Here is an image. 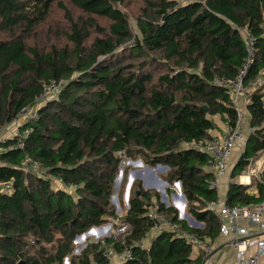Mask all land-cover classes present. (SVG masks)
<instances>
[{
	"label": "trees",
	"instance_id": "obj_1",
	"mask_svg": "<svg viewBox=\"0 0 264 264\" xmlns=\"http://www.w3.org/2000/svg\"><path fill=\"white\" fill-rule=\"evenodd\" d=\"M68 1L78 17L63 0H0V131L17 120L19 132L0 142L13 145L0 152V182L12 185L10 193L0 192V264H109L99 241L73 255V240L117 220L129 233L123 241L104 240L130 252L118 264H202L203 251L193 256L178 234L155 230L160 219L150 213L203 241L219 236L208 209L218 199L210 159L194 145L218 130L215 119L231 128L237 122L229 95L211 82L236 77L245 58L239 29L256 40L245 84L264 71V0H142L133 23L121 8L126 0ZM54 4L65 20L47 27L56 41L46 48L29 43ZM51 83L60 84L57 93L43 97ZM246 102L250 131L227 180L229 205L264 201V169L255 193L238 181L264 152V87L251 89ZM25 110L32 115L22 119ZM124 157L167 166L164 181L179 183L186 212L201 227L179 219L138 180L120 219L110 199ZM32 163L43 176L23 168Z\"/></svg>",
	"mask_w": 264,
	"mask_h": 264
},
{
	"label": "built area",
	"instance_id": "obj_2",
	"mask_svg": "<svg viewBox=\"0 0 264 264\" xmlns=\"http://www.w3.org/2000/svg\"><path fill=\"white\" fill-rule=\"evenodd\" d=\"M239 34L243 42L245 58L236 77L232 80L215 77L211 82L213 85L224 88L226 93L229 95L237 114V122L233 128L229 127L226 122H221V128L210 131V138L208 140L194 146L208 155L210 159L208 169L212 172L214 177L211 181V186L215 189L218 199L209 203L208 209L209 211L214 212L217 216L219 235L231 238L230 244L234 249V259L231 264H264V201L259 204L246 206L229 205L225 202V197L222 196L223 185L227 183L235 150H237L241 145H245L246 142L245 133L241 130L239 123L240 118L244 114L243 111L246 109L247 94L254 87L264 86V71L261 72V74L253 82L249 81L245 84V79L255 62L256 40L255 37H253L245 28L239 29ZM262 38L264 42V32L262 33ZM59 87V83H51L44 86L43 97L55 95ZM30 115H32L31 110H25L20 114V117L26 119ZM16 121L17 120H14L13 122ZM11 123L12 122L6 124L1 129V143L7 140V137L2 135ZM18 133L19 132L16 128L12 137L18 135ZM12 146L13 145L9 144L5 147H0V152L3 150H9ZM262 159L263 158L259 159L257 168L254 169L250 175L248 174L247 179L249 176H256L258 170L261 172L264 169V162H262ZM23 168L33 174L39 176L44 175L43 171L34 163L30 166L25 165ZM239 177L242 176L240 175ZM52 182L56 187H63L61 179H54ZM175 184L178 183L176 182ZM177 188L180 195L179 198L182 199L183 194L180 190V185H178ZM11 189L12 185L10 181L0 182L1 193H10ZM126 198L128 199V193ZM164 203L166 206H169L167 201ZM175 209L178 210L177 208ZM183 211L185 213V202H183ZM150 217H157L160 219L159 223L155 227V230L162 231L163 229H168L171 232L178 234L180 237L189 242L194 252L202 250L205 255H207L212 251V246L209 241L199 239L197 236L184 229L179 223H170L163 220L159 217V215L155 214L154 210L151 211ZM178 218L181 219L180 213L178 214ZM112 222L115 224L112 225L114 230L111 232L108 230V226H111L110 223L99 227H91L90 229H94L95 231L90 233L89 229L85 233L89 232L88 235H96L94 241L100 242V246L103 249L102 255L109 264H118L129 259L131 257L130 252L128 250H123L121 252L117 251L115 248H112V246L105 241L104 238L109 237L114 242L123 241V237L129 233V227L126 224L119 223V221ZM140 247H144V243H141Z\"/></svg>",
	"mask_w": 264,
	"mask_h": 264
},
{
	"label": "rangeland",
	"instance_id": "obj_3",
	"mask_svg": "<svg viewBox=\"0 0 264 264\" xmlns=\"http://www.w3.org/2000/svg\"><path fill=\"white\" fill-rule=\"evenodd\" d=\"M64 4L66 6V8L68 9V11L70 12L71 16L73 18H76L80 15V12L78 10H76L74 7H72V5L70 4V2L68 0H63ZM142 0H126V2L124 3L123 6H121V8L129 15V17L131 18V22L133 23V14L136 12V10L138 9L139 4L141 3ZM65 23L64 20V12L58 8L55 4L53 5V7L50 10V13L48 15L47 21L45 24H43L41 26V30L42 32H40L35 38L30 39L28 42L29 43H36L41 47H48L51 43H54L56 41V39L53 37L52 34H48L46 32L47 27L49 25H63ZM99 23L101 25L106 24L105 21L103 20H99ZM245 111L243 116L240 118V123L239 126L241 127V130L243 131V133H245V137L246 140L248 138V132L250 131V116L248 111H246V109H244ZM22 118V117H21ZM24 119V118H22ZM218 120V118H217ZM217 122V121H216ZM217 124H221V122L218 120ZM252 144V142L248 143V146H250ZM244 150V144L241 145L237 150H235L234 153V160L236 162V160L240 157L241 153ZM263 158L262 162H264V152H260L257 154L256 157H254L251 161V163L247 166V168L241 173V175L243 176H248V174L250 175L254 169L257 168L258 166V162L259 159ZM123 161L120 163V166H122V171L123 169H127L126 170V175L125 177L122 178V171L119 172L118 169V173L116 175L115 180L119 177V181L118 184L115 183V180L113 182V193L115 192H119V189L122 188V199L124 202L123 208L120 209L119 203L117 201V199L115 200L113 198V194L111 196V203L114 205L115 207V213L116 215H118L120 217V219H122V216L124 215V211L126 209L127 206V198H126V193H129L130 187L132 185V183L134 182V180H138L141 182V186L144 189L150 188L158 193H160V201L164 203V201L161 199V196L164 194L166 197V201L168 202L169 206H173L174 208H177V212L178 214L180 213V215L184 216V211H183V202L181 201L182 199H180V195L178 193V188L175 184V182L172 185H168L164 180H165V174L168 171V168L163 169V170H158V171H154L152 174H150V170H148L149 168H152L150 166H146L144 164L140 165H135L132 162H135V160H130L127 159V157L122 158ZM131 161V162H129ZM234 162V161H233ZM119 166V168H120ZM163 166V165H161ZM148 169H147V168ZM249 167V168H248ZM263 167H264V163H263ZM155 168V167H153ZM260 170L257 171V175L256 176H249L247 179V184H245L246 179L245 177H238V181L242 182L243 184L250 186L249 191H256V187L255 184L257 180H259V174L261 172H259ZM263 171V170H262ZM259 175V176H258ZM229 177V176H228ZM258 177V178H257ZM254 181V182H253ZM147 187V188H146ZM127 188V191H126ZM166 190L168 195L166 194ZM165 204V203H164ZM185 214H187L186 212V201H185ZM118 221V220H117ZM185 221L188 223L187 219L185 218ZM108 226V230L109 232H111L112 230H114V228L112 227L113 222L109 221L106 224H110ZM198 227V226H197ZM104 234V233H103ZM81 235V234H80ZM96 235L92 234V235H88L85 236L84 239L82 240H73V245L75 246L74 250H73V255H78L79 252L85 248L86 244L90 243V241L95 242ZM68 261V260H67ZM64 264V263H63ZM69 264V261H68ZM111 264H115V263H111Z\"/></svg>",
	"mask_w": 264,
	"mask_h": 264
},
{
	"label": "crops",
	"instance_id": "obj_4",
	"mask_svg": "<svg viewBox=\"0 0 264 264\" xmlns=\"http://www.w3.org/2000/svg\"><path fill=\"white\" fill-rule=\"evenodd\" d=\"M215 121H217V123H218L217 119H215ZM217 125H218V129L221 128V124L220 125L217 124ZM17 126H18V122L17 121L16 122H12L11 125H9L7 127L6 131L3 133L2 136H5L7 138L12 137L13 136V132L16 130ZM248 134H249V132H248ZM245 144H246V142H245ZM244 147H245V145H244ZM233 161L234 162L232 163V165L235 163L234 155H233ZM135 165H140L141 166L142 164H135ZM149 169H151V168H149ZM151 170L152 171H150V174H152L154 171H158V170H156L154 168L151 169ZM241 176H243V175H241ZM243 177L247 178V176H243ZM245 182H246L245 184H247L248 181L246 180ZM147 189H150V188H147ZM226 190H227V183L223 185V192H222V196L223 197H225ZM251 193H255V191H251ZM198 227H201V225L198 226ZM147 240L148 239H146V241ZM230 241H231V238L223 237V236L219 235L214 240V242L211 243L212 250L216 249V248L218 250L212 255V257L209 258V260L206 261L205 264H231L233 262V259H234V249L231 246ZM200 251H202V250H198V251H195V252L193 251V253H192L193 256H196L198 254V252H200Z\"/></svg>",
	"mask_w": 264,
	"mask_h": 264
},
{
	"label": "water",
	"instance_id": "obj_5",
	"mask_svg": "<svg viewBox=\"0 0 264 264\" xmlns=\"http://www.w3.org/2000/svg\"><path fill=\"white\" fill-rule=\"evenodd\" d=\"M204 109H205V108H204ZM205 110H206V109H205ZM132 163H133V164H141V161H140V160H136L135 162H132ZM166 168H167V166H161V165L157 164V165L155 166L154 169L160 171V170H163V169H166ZM149 170L152 171L151 169H149ZM231 170H232V169H231ZM121 171H122V166H120V168H119V172H121ZM119 178H120V175H119V177L115 180V183H116V184H118ZM177 183H178V182H177ZM176 185L178 186L179 183L176 184ZM126 191H127V188H126ZM127 193H128V192H127ZM127 193H126V195H127ZM116 194H117V192H116V190H115V192L113 193V198H114L115 200L117 199V198H116ZM161 199H162L164 202H166V197H165L164 194L161 196ZM182 201L185 202L184 195H182ZM180 218H181V219H185V218H186L190 226H193V227L200 226V224H199L198 222H196L195 220H193V218L190 217L188 214H185V213H184V216L180 215ZM93 231H95V230H94V229H90V230H89L90 233L93 232ZM89 232H88V233H84V234H82V235H78V236H76V237H75V240H82V239H84V237L87 236V235L89 234ZM91 242H92V241H90V243H91ZM217 250H218L217 248H216V249H213L210 253H208L207 255H205V257H204V259H203V261H202V264H205L206 261L209 260V258L212 257V255H213ZM18 264H23V263L20 262V263H18ZM64 264H68V262H67L66 259L64 260Z\"/></svg>",
	"mask_w": 264,
	"mask_h": 264
},
{
	"label": "bare ground",
	"instance_id": "obj_6",
	"mask_svg": "<svg viewBox=\"0 0 264 264\" xmlns=\"http://www.w3.org/2000/svg\"><path fill=\"white\" fill-rule=\"evenodd\" d=\"M243 178V177H242ZM246 178V177H245ZM244 180H247V178L246 179H244Z\"/></svg>",
	"mask_w": 264,
	"mask_h": 264
},
{
	"label": "clouds",
	"instance_id": "obj_7",
	"mask_svg": "<svg viewBox=\"0 0 264 264\" xmlns=\"http://www.w3.org/2000/svg\"><path fill=\"white\" fill-rule=\"evenodd\" d=\"M136 161V160H135Z\"/></svg>",
	"mask_w": 264,
	"mask_h": 264
}]
</instances>
